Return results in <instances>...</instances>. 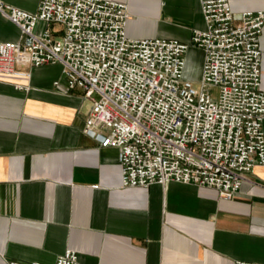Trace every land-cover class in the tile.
<instances>
[{
    "label": "crops",
    "instance_id": "0c3cea01",
    "mask_svg": "<svg viewBox=\"0 0 264 264\" xmlns=\"http://www.w3.org/2000/svg\"><path fill=\"white\" fill-rule=\"evenodd\" d=\"M111 1L128 6L130 39L191 46L210 0ZM229 1L236 15L264 11V0ZM3 2L34 14L41 0ZM20 36L0 13V43ZM260 43L264 91V31ZM186 61L200 80L204 52ZM66 84L60 64L0 75V264H55L68 250L81 264H264V164L232 199L175 182L123 187L119 151L85 133L92 101Z\"/></svg>",
    "mask_w": 264,
    "mask_h": 264
},
{
    "label": "built area",
    "instance_id": "2783aa9c",
    "mask_svg": "<svg viewBox=\"0 0 264 264\" xmlns=\"http://www.w3.org/2000/svg\"><path fill=\"white\" fill-rule=\"evenodd\" d=\"M202 12L206 27L189 46L130 39L125 3L41 0L32 14L0 0L21 32L18 42L0 43V75L31 77L60 64L66 87L92 101L85 133L119 151L123 187L175 182L232 199L264 164V11L236 15L229 0H210ZM191 47L204 52L199 87L187 74ZM55 264L81 263L68 250Z\"/></svg>",
    "mask_w": 264,
    "mask_h": 264
},
{
    "label": "rangeland",
    "instance_id": "374dc122",
    "mask_svg": "<svg viewBox=\"0 0 264 264\" xmlns=\"http://www.w3.org/2000/svg\"><path fill=\"white\" fill-rule=\"evenodd\" d=\"M51 29H53V30H56V29L59 30L60 29V26L53 25L51 27ZM191 75L192 76H190V78L193 80L195 86L196 87H199V73H198V71L194 70L193 72H191ZM211 91L214 92V89L211 88Z\"/></svg>",
    "mask_w": 264,
    "mask_h": 264
},
{
    "label": "water",
    "instance_id": "95a60500",
    "mask_svg": "<svg viewBox=\"0 0 264 264\" xmlns=\"http://www.w3.org/2000/svg\"><path fill=\"white\" fill-rule=\"evenodd\" d=\"M98 98V97H97Z\"/></svg>",
    "mask_w": 264,
    "mask_h": 264
}]
</instances>
